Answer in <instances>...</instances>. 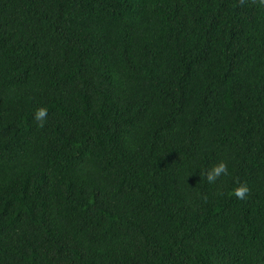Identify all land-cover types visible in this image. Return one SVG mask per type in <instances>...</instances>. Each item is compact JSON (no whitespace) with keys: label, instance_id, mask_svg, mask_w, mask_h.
<instances>
[{"label":"trees","instance_id":"1","mask_svg":"<svg viewBox=\"0 0 264 264\" xmlns=\"http://www.w3.org/2000/svg\"><path fill=\"white\" fill-rule=\"evenodd\" d=\"M0 264H264V6L0 0Z\"/></svg>","mask_w":264,"mask_h":264},{"label":"clouds","instance_id":"2","mask_svg":"<svg viewBox=\"0 0 264 264\" xmlns=\"http://www.w3.org/2000/svg\"><path fill=\"white\" fill-rule=\"evenodd\" d=\"M255 2V0H254ZM261 6H264V0H258ZM239 3L243 5L245 0H239ZM48 115V109L46 107L38 108L34 113V119L38 122L39 127L44 126L45 119ZM228 168L224 162H220L217 165L213 166L211 170L203 173L202 175L205 176L206 181L209 184L215 183L221 176H227ZM250 193V189L246 183H238V186L235 187L231 195L239 200H245Z\"/></svg>","mask_w":264,"mask_h":264}]
</instances>
